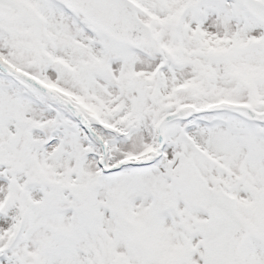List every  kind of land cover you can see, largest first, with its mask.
Returning a JSON list of instances; mask_svg holds the SVG:
<instances>
[{
    "label": "snow or ice",
    "instance_id": "snow-or-ice-1",
    "mask_svg": "<svg viewBox=\"0 0 264 264\" xmlns=\"http://www.w3.org/2000/svg\"><path fill=\"white\" fill-rule=\"evenodd\" d=\"M0 264H264V0H0Z\"/></svg>",
    "mask_w": 264,
    "mask_h": 264
}]
</instances>
